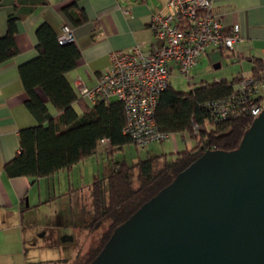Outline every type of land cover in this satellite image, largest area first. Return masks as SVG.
Segmentation results:
<instances>
[{"label": "trees", "instance_id": "16d2710c", "mask_svg": "<svg viewBox=\"0 0 264 264\" xmlns=\"http://www.w3.org/2000/svg\"><path fill=\"white\" fill-rule=\"evenodd\" d=\"M80 1L73 0L66 7V13L75 24L88 19L85 11L82 14L70 11L73 7L79 8ZM3 2L0 0V4ZM18 19L19 15L14 12L8 16L7 32L0 36V63L19 53L15 38ZM36 34L38 54L22 63L19 71L28 95L27 107L38 124L20 130V149L5 164L9 176H26L32 182L71 170L98 155L103 139H108L105 150L113 155L134 143L124 132L127 114L122 100L113 97L90 103L69 79L68 74L82 59L76 41L62 42L48 22L41 23ZM251 59L255 66L250 76L239 74L230 79L203 81L189 91L177 90L171 85L161 93L156 109L160 130L170 135L189 133L196 139L194 147L176 150L173 155L153 154L132 162L113 159L102 174H96L85 186L83 191L89 194L91 201L86 227L90 233H102L84 258V264L98 255L118 225L206 150H232L239 146L254 115L243 111L221 118L206 104L230 96L235 84L244 78L260 76L264 59Z\"/></svg>", "mask_w": 264, "mask_h": 264}, {"label": "crops", "instance_id": "0c3cea01", "mask_svg": "<svg viewBox=\"0 0 264 264\" xmlns=\"http://www.w3.org/2000/svg\"><path fill=\"white\" fill-rule=\"evenodd\" d=\"M167 1L81 0V9H70L80 14L86 12L88 19L81 24H75L66 13V7L73 0H4L0 4V36L7 32L9 14L19 15L15 36L19 53L0 63V264H10L18 253L27 251L28 245L35 246L32 230L37 216L60 196L52 194V188H57L55 184L61 186L67 182L63 196L72 190L83 191L88 178L93 180L96 174H100V169L86 164L96 155L71 170H63L35 182L26 176L11 177L5 170V164L20 149V130L38 124L27 107L28 95L19 71L22 63L38 54L37 27L48 22L59 35L65 24L72 27L82 59L68 77L76 89L78 78L93 87L101 74L110 69L113 51L130 50L137 43L150 45L156 42L150 28L151 17L158 10L166 12ZM212 1L215 9L224 13V25L228 28L239 25L244 40L233 48L210 47L203 55L210 56V52L223 55L217 68H223L227 62L233 77L252 75L255 64L251 58L264 59V0ZM223 78L230 79L225 75L214 80ZM107 144L104 142L102 147ZM61 173H66L67 180ZM28 231H32L30 239Z\"/></svg>", "mask_w": 264, "mask_h": 264}, {"label": "water", "instance_id": "95a60500", "mask_svg": "<svg viewBox=\"0 0 264 264\" xmlns=\"http://www.w3.org/2000/svg\"><path fill=\"white\" fill-rule=\"evenodd\" d=\"M89 264H264V110L237 148L206 150Z\"/></svg>", "mask_w": 264, "mask_h": 264}, {"label": "built area", "instance_id": "2783aa9c", "mask_svg": "<svg viewBox=\"0 0 264 264\" xmlns=\"http://www.w3.org/2000/svg\"><path fill=\"white\" fill-rule=\"evenodd\" d=\"M166 7V12L158 10L151 17L156 42L113 51L110 69L93 87L80 78L75 81L81 96L90 103L113 97L122 100L127 114L124 132L142 148L171 136L160 130L156 109L161 93L171 86L174 72L189 76L208 48H233L244 40L239 25H224V13L215 9L212 0H168ZM59 38L62 42L75 41L69 24L63 26ZM206 105L221 118L243 111L258 116L264 110V71L237 82L225 99ZM195 129L198 131L197 125Z\"/></svg>", "mask_w": 264, "mask_h": 264}, {"label": "rangeland", "instance_id": "374dc122", "mask_svg": "<svg viewBox=\"0 0 264 264\" xmlns=\"http://www.w3.org/2000/svg\"><path fill=\"white\" fill-rule=\"evenodd\" d=\"M209 55L201 56L199 63L191 69L189 76L176 70L172 76L171 85L177 90L189 91L203 80L213 81L225 75L233 77L227 62H224L223 68H217L223 55L220 53L214 55V52H210ZM195 145L196 139L189 133L172 134L167 140L152 142L147 148H138L131 143L114 155L102 147V151L93 157L94 159L92 158L93 161L88 159L86 164H90V168L100 169L99 173L102 174L107 165L112 164L113 159H126L132 162L146 159L153 154L173 155L176 150L192 148ZM61 175L64 180H67L66 173ZM90 179L88 178L87 184L92 181ZM55 185L57 188L55 190L52 188V194L57 193L60 196L44 209L45 212L42 210L43 212L41 211L37 216V223L32 230L35 246L28 245L27 251L18 253L10 264H68L79 255H82L80 258L87 257L91 248L97 244L102 232L90 233L86 227L87 211L91 210L88 205L91 202L89 194L82 190H72L71 193L62 196L66 191L67 182L61 186ZM32 231L27 233L29 239ZM65 236H72L73 239L64 240Z\"/></svg>", "mask_w": 264, "mask_h": 264}, {"label": "flooded vegetation", "instance_id": "af4514ba", "mask_svg": "<svg viewBox=\"0 0 264 264\" xmlns=\"http://www.w3.org/2000/svg\"><path fill=\"white\" fill-rule=\"evenodd\" d=\"M81 256L82 255H79V257L74 259L72 263H68V264H84V258H80Z\"/></svg>", "mask_w": 264, "mask_h": 264}]
</instances>
